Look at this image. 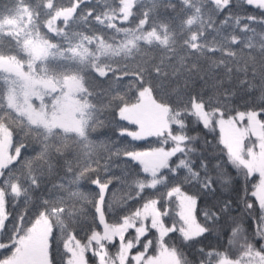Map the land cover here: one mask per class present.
I'll use <instances>...</instances> for the list:
<instances>
[{"label":"snow or ice","instance_id":"obj_1","mask_svg":"<svg viewBox=\"0 0 264 264\" xmlns=\"http://www.w3.org/2000/svg\"><path fill=\"white\" fill-rule=\"evenodd\" d=\"M0 264H264V0L0 5Z\"/></svg>","mask_w":264,"mask_h":264},{"label":"trees","instance_id":"obj_2","mask_svg":"<svg viewBox=\"0 0 264 264\" xmlns=\"http://www.w3.org/2000/svg\"><path fill=\"white\" fill-rule=\"evenodd\" d=\"M7 2H8V0H0V5H3ZM33 2H36V0H33ZM68 2H69V0H62V3H64V4H67ZM93 2L96 4L97 10H99L103 7L104 0H93ZM128 129L134 130L135 126L128 125ZM111 137H112V132H111V130H108V136L107 137H101V139L107 140ZM121 139L125 140L123 147L136 148L137 150H147V148L149 147L148 140L153 139V138H148L147 140H142V141H132L130 137H127L126 139L125 138H121ZM109 146L111 147L112 145L110 144Z\"/></svg>","mask_w":264,"mask_h":264},{"label":"rangeland","instance_id":"obj_3","mask_svg":"<svg viewBox=\"0 0 264 264\" xmlns=\"http://www.w3.org/2000/svg\"><path fill=\"white\" fill-rule=\"evenodd\" d=\"M131 138V137H130Z\"/></svg>","mask_w":264,"mask_h":264}]
</instances>
